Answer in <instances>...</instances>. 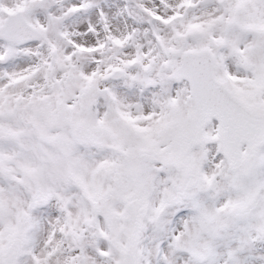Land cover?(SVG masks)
<instances>
[{
	"label": "snow or ice",
	"instance_id": "1",
	"mask_svg": "<svg viewBox=\"0 0 264 264\" xmlns=\"http://www.w3.org/2000/svg\"><path fill=\"white\" fill-rule=\"evenodd\" d=\"M0 264H264V0H0Z\"/></svg>",
	"mask_w": 264,
	"mask_h": 264
}]
</instances>
